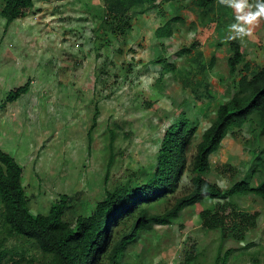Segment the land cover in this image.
I'll list each match as a JSON object with an SVG mask.
<instances>
[{
	"label": "rangeland",
	"instance_id": "obj_1",
	"mask_svg": "<svg viewBox=\"0 0 264 264\" xmlns=\"http://www.w3.org/2000/svg\"><path fill=\"white\" fill-rule=\"evenodd\" d=\"M102 6V0H35L34 10L5 31L0 16V101L31 79L29 91L0 110V148L21 165L31 209L47 213L52 201L67 194L64 219L70 223L79 214L89 215L105 189L132 182L133 175L145 178L161 133L179 111L197 120L200 134L224 100L226 86L234 82L227 65L228 45L219 40L225 39L227 25L222 19L217 20L219 26L209 24L211 20L200 24L190 0L163 3L168 15L184 19L173 25L171 38L154 36L162 20L152 9L133 13V29L125 41L113 38L107 48L96 49L93 29ZM193 42L189 54H180ZM240 43L244 63L252 70L263 65L264 21ZM161 50L177 69L165 72L155 84L161 66L151 59ZM261 146L264 133L259 134L255 122L228 134L210 156L208 180L225 188L245 178L252 163L248 148ZM193 153L192 144L189 159ZM188 176L182 178L184 185ZM235 201L241 209L258 212L256 226L242 242L220 244L218 230L201 226L198 204L169 225L157 227V235L142 237L121 264H179L188 238L196 249L192 264H215L216 256L221 258L227 249L233 250L225 264H264V202L254 195ZM17 244L15 238L5 241L7 247Z\"/></svg>",
	"mask_w": 264,
	"mask_h": 264
},
{
	"label": "trees",
	"instance_id": "obj_2",
	"mask_svg": "<svg viewBox=\"0 0 264 264\" xmlns=\"http://www.w3.org/2000/svg\"><path fill=\"white\" fill-rule=\"evenodd\" d=\"M181 1L185 0H102L103 6L93 29L96 49L107 48L113 38L125 41L133 29V13L152 9L158 11L162 20L154 36L171 38L173 25L182 24L184 19L178 14L168 15L163 3L179 4ZM190 2L199 12L202 25L206 20H211L209 24H212L222 19L227 26L234 21L230 9L220 5L218 0ZM34 5L35 0H3L0 16L5 20L4 31L15 20L31 13ZM225 39L219 40L225 42ZM195 42L191 47H182L180 54H189ZM226 43L230 52L228 70L234 82L226 86L224 100L217 104L201 133L198 134L197 120L189 118L186 111H179L161 133L154 163L145 178L133 175L132 182L105 189L92 212L77 215L74 223L64 219L70 201L67 194L52 201L47 213L31 209L22 182L21 165L14 155L0 148V264H121L124 254L142 237L154 236L158 233L157 227L169 225L186 209L198 204L202 206L198 213L201 226L218 230L220 244L228 240L242 242L256 226L258 212L241 209L235 198L254 195L264 202V146L248 148L252 161L249 173L228 187L211 183L207 175L211 171L210 156L219 150L228 134L240 133L250 122L257 124L259 134L264 133V64L252 70L250 63H244L240 41ZM217 44H221L220 41ZM118 52L121 53V49ZM196 55L200 57L201 52ZM151 61L161 66L155 84L165 72L177 69L176 63L162 50ZM212 62L213 57L209 66ZM202 64L203 61L199 63L200 72L205 70ZM242 69L245 72H241ZM30 82L28 78L24 84L10 89L0 101V110L26 94ZM93 120L94 125L96 115ZM113 133L110 131L109 146L114 141ZM192 144L194 153L189 159L187 149ZM186 174L189 178L184 185L182 178ZM8 238H15L20 244L7 247ZM195 250V243L188 238V247L179 264H192ZM232 250L227 249L221 258L217 255L215 264H225Z\"/></svg>",
	"mask_w": 264,
	"mask_h": 264
},
{
	"label": "clouds",
	"instance_id": "obj_3",
	"mask_svg": "<svg viewBox=\"0 0 264 264\" xmlns=\"http://www.w3.org/2000/svg\"><path fill=\"white\" fill-rule=\"evenodd\" d=\"M218 3L230 8L234 16L227 26L225 42L252 37L254 29L264 21V0H218Z\"/></svg>",
	"mask_w": 264,
	"mask_h": 264
}]
</instances>
